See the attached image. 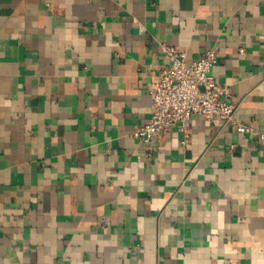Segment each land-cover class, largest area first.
<instances>
[{
	"label": "crops",
	"instance_id": "obj_1",
	"mask_svg": "<svg viewBox=\"0 0 264 264\" xmlns=\"http://www.w3.org/2000/svg\"><path fill=\"white\" fill-rule=\"evenodd\" d=\"M161 43L254 132L132 137ZM0 264H264V0H0Z\"/></svg>",
	"mask_w": 264,
	"mask_h": 264
},
{
	"label": "built area",
	"instance_id": "obj_2",
	"mask_svg": "<svg viewBox=\"0 0 264 264\" xmlns=\"http://www.w3.org/2000/svg\"><path fill=\"white\" fill-rule=\"evenodd\" d=\"M144 31V29H141ZM161 51L168 64L158 71L159 81L150 91L149 119L131 131V136L142 144L150 143L177 129L184 133L185 144L189 137L192 116L208 120L218 118L224 125L232 124L240 134H252L254 129L236 119L240 101L227 85H222L210 74L218 62L213 47L205 49L199 57L188 61L185 50L161 43ZM148 158L152 153L148 152Z\"/></svg>",
	"mask_w": 264,
	"mask_h": 264
},
{
	"label": "water",
	"instance_id": "obj_3",
	"mask_svg": "<svg viewBox=\"0 0 264 264\" xmlns=\"http://www.w3.org/2000/svg\"><path fill=\"white\" fill-rule=\"evenodd\" d=\"M189 1V0H188Z\"/></svg>",
	"mask_w": 264,
	"mask_h": 264
}]
</instances>
